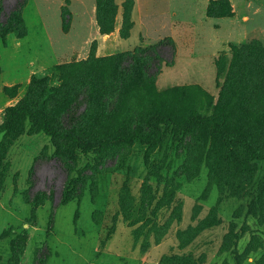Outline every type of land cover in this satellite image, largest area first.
<instances>
[{"label":"rangeland","instance_id":"1","mask_svg":"<svg viewBox=\"0 0 264 264\" xmlns=\"http://www.w3.org/2000/svg\"><path fill=\"white\" fill-rule=\"evenodd\" d=\"M20 1L0 0L2 21ZM125 1H114V27L103 33L97 0H24L26 34L0 36V126L26 101L47 104L55 124L79 129L57 101L71 91L69 76L77 75L75 85L94 71L98 92L75 103L95 117L83 127L91 135L129 131L153 111L185 123L224 107L228 134L245 131L264 146V94L240 83L247 62L263 61L256 41L264 45V0L218 3L213 17L215 0H141L142 35L137 0H128L134 26L123 37L113 32ZM159 43L167 62L156 79L133 74L115 82L118 56ZM243 45L225 86L216 59L226 57L229 68L233 48ZM159 125L158 143L90 149L55 141L24 117L0 134V264H264V160L214 138L209 120ZM68 150L70 160L59 155ZM66 190L78 197L68 201Z\"/></svg>","mask_w":264,"mask_h":264},{"label":"trees","instance_id":"2","mask_svg":"<svg viewBox=\"0 0 264 264\" xmlns=\"http://www.w3.org/2000/svg\"><path fill=\"white\" fill-rule=\"evenodd\" d=\"M114 1L115 0H97V19L103 33L109 32L111 28L114 27L116 18V8L114 7ZM127 1L128 0L125 1V5L123 4V23L120 29V35L123 37L130 35L131 30L134 26L133 22L130 21L131 18H129V16L126 14ZM227 2L228 0L212 1L210 6L208 7V14L212 17L216 16L214 7L218 3L227 4ZM23 3L24 0H21L18 3L17 7H15V9L8 15L6 21H2V10H0V36L10 31H17L18 34L23 36L26 34L24 29V22L21 15ZM256 42L258 43L259 48L264 51V45L259 43V41ZM159 46L160 43L154 46L140 45L134 52L125 51V53L118 56V58L115 59V71L113 74L115 82L117 83V81H119L120 83H122L124 79L127 78V76L133 74L135 76L142 75L143 77L148 79H156L159 73L162 71L164 61L167 60L164 56L161 55ZM246 49L248 50V45L233 48V60L231 61L229 68L226 67L225 69V67L223 66V61L226 57L219 56L216 59V63L221 75H225L222 73H226L227 75L228 82L225 84V86L229 85L230 79L233 77V73L236 74L238 72V70L235 69L237 57ZM87 62L88 60L81 61V63L83 64H87ZM168 63L172 64L173 62L168 61ZM70 65L73 66L75 65V63L60 65L59 69L66 68ZM247 65L249 71L240 83H243L245 85L253 84L257 86L264 94V54L263 61H261L259 65L251 66L249 62H247ZM154 68L155 70L153 71ZM252 71H254V73H258L259 77L256 78L253 75ZM76 76L77 75H72L68 77L66 87L71 88V91H60L59 96L62 95V98L59 99L57 103L61 105V115L68 118V121H70V126H73L74 128L78 126L79 129L74 130L67 124H55L50 119L48 107L46 106L47 104L43 106H34L25 101L12 106L9 109V120L0 126V134L14 130L20 123L21 118L24 117L25 120L29 123H37L39 129H41V131H43L46 135H48L55 141L58 140L64 144L68 143L71 145L86 147L90 149L107 147L122 141L132 142L140 140L148 144H155L162 139V129L159 125L160 121H170L176 123L177 125L188 127L196 120L206 119L210 121L212 136L214 138L221 140L233 150H235L236 147H241L248 153L250 158L254 160H264V146L256 143L248 132L241 131L234 134H228L225 131L226 125L229 122V112L224 107H217L216 110L209 115L189 116L186 119L185 123L179 120L174 114H167L160 110L153 111L146 116L143 123H141L140 125H135L129 131H115L114 133L104 134L100 137L91 135L86 132L83 127L87 125L88 121H94L95 117L89 115L88 109H86L82 113H78L75 103L77 102L79 97L85 94L88 95V100H91L92 97L94 98L99 90L97 88V86H99L97 81L100 79L96 72L91 71L89 74H85L83 75V77L79 78L80 80L75 82L74 85L73 80ZM69 153L71 152L68 150L67 152L63 151L59 155L61 157H64L65 159L70 160L71 156L69 155ZM235 158L238 159L237 156H235ZM65 196L67 197L68 201L78 197V195L75 194L70 195L67 190L65 191ZM129 217L130 215L127 213L126 220H128ZM133 238L134 241L136 240L138 243L136 233H133ZM12 247L16 249V242H12ZM44 256L46 257L48 256V254L46 253ZM14 257L16 256H13V260H15Z\"/></svg>","mask_w":264,"mask_h":264},{"label":"crops","instance_id":"3","mask_svg":"<svg viewBox=\"0 0 264 264\" xmlns=\"http://www.w3.org/2000/svg\"><path fill=\"white\" fill-rule=\"evenodd\" d=\"M120 1H124V0H120ZM209 2H210V0H205V3H209ZM141 4H142L141 0H137V9H136V13H135V21L138 23L140 35H142V32H143L144 27H145L143 7ZM208 18H211V17H208ZM204 20L207 21L206 19H204ZM122 23H123V17L119 16L117 19V22H116V30L113 32V34H115L117 36H121L120 35V29H121ZM140 38H141V36H140ZM178 41H179V39H178Z\"/></svg>","mask_w":264,"mask_h":264},{"label":"bare ground","instance_id":"4","mask_svg":"<svg viewBox=\"0 0 264 264\" xmlns=\"http://www.w3.org/2000/svg\"><path fill=\"white\" fill-rule=\"evenodd\" d=\"M204 171H205V170H204ZM204 171H202V172H204ZM202 174H203V173H202ZM203 178H205V175H204V177H203ZM203 178H202V179H203ZM198 179H199V178H198ZM198 179H197V181H198ZM199 180H200V179H199ZM195 181H196V180H195ZM196 183H199V182H194V184H196ZM192 184H193V182H192V183H190V185H191V186H192ZM194 184H193V185H194ZM189 187H190V186H189ZM190 188H191V187H190ZM192 188L194 189L195 187L193 186Z\"/></svg>","mask_w":264,"mask_h":264}]
</instances>
